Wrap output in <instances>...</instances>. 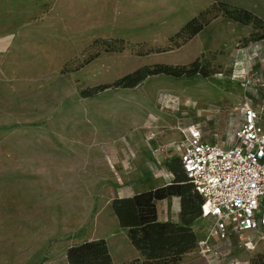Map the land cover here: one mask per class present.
<instances>
[{
    "label": "rangeland",
    "instance_id": "obj_1",
    "mask_svg": "<svg viewBox=\"0 0 264 264\" xmlns=\"http://www.w3.org/2000/svg\"><path fill=\"white\" fill-rule=\"evenodd\" d=\"M240 9L259 19L242 21ZM73 11L55 13L52 0L0 7V35L24 29L0 54V264H69L64 241L103 234L97 215L104 207L111 227L117 195L173 182L181 191L182 129L228 146L245 102L264 124V0H208L192 16ZM158 65L174 71L118 83ZM186 220L204 233L198 206ZM213 243L211 264H264V242ZM196 248L190 264H209Z\"/></svg>",
    "mask_w": 264,
    "mask_h": 264
},
{
    "label": "built area",
    "instance_id": "obj_2",
    "mask_svg": "<svg viewBox=\"0 0 264 264\" xmlns=\"http://www.w3.org/2000/svg\"><path fill=\"white\" fill-rule=\"evenodd\" d=\"M239 113L232 144L207 140L193 124L182 129L178 147L182 170L203 199L199 219L208 232L196 249L209 264L219 253L213 239L234 235L247 251L264 242V124L249 102Z\"/></svg>",
    "mask_w": 264,
    "mask_h": 264
},
{
    "label": "trees",
    "instance_id": "obj_3",
    "mask_svg": "<svg viewBox=\"0 0 264 264\" xmlns=\"http://www.w3.org/2000/svg\"><path fill=\"white\" fill-rule=\"evenodd\" d=\"M238 10V9H237ZM243 13L242 21L247 22L254 16L248 9H240ZM195 19L189 21L184 29L194 26ZM201 29L193 28L194 34ZM198 68V60L192 64ZM172 67L158 65L155 69L143 67L133 74L121 78L118 83L132 86L143 80L150 74L162 72L171 73ZM188 178L182 173L176 178V183L182 185L181 191L174 192L169 186L157 187L138 192L128 197H117L113 200V210L117 215L122 227L128 228L129 237L134 246L141 250L145 259H137L127 264H179L183 255L197 246V234L192 230L190 221L186 216L190 212L197 211L198 218L201 214L202 197L194 190L190 182L186 185ZM197 195H187L191 189ZM170 195H179L182 200V222L162 221L158 217L157 201ZM198 201V203H197ZM69 264H114L107 241L105 239L85 240L70 247L67 251Z\"/></svg>",
    "mask_w": 264,
    "mask_h": 264
},
{
    "label": "crops",
    "instance_id": "obj_4",
    "mask_svg": "<svg viewBox=\"0 0 264 264\" xmlns=\"http://www.w3.org/2000/svg\"><path fill=\"white\" fill-rule=\"evenodd\" d=\"M14 1L15 0H0V7L3 6L12 7ZM1 2H4V4H2ZM52 2L55 13H59L61 7L66 4L72 7L73 9H75L73 13H76L77 9H80L81 12H84L85 9H88L89 15L95 16L101 14L105 16V14L106 15L111 14L112 16H117L121 18V17H126L127 14L126 12L123 11V9L128 7H135L140 9L145 8V9L163 10V14L165 15L168 14L171 16L172 15L192 16L197 14L204 7H206L208 0H52ZM46 18H49L48 14ZM22 32H24V29H19L16 31L8 30L6 33L0 35V54H6L9 53V51L13 50L16 46V41L21 36ZM200 35H203V33H200ZM182 138H184L183 133H182ZM178 158L180 161L179 155ZM145 190H149V189H144V191ZM134 194H136V192L117 195V197H128ZM108 210H109L108 212L112 214V220L114 224L111 227L105 224L104 217L106 210L104 207L100 208L96 220H97V227H99L103 231V234H98L97 237L86 240H94V239H102V238L105 239L107 241L109 251L111 253L114 264H127L137 259L143 261L145 259V256L143 255L142 251L137 249L132 243L129 237L128 228L121 226L120 221L113 210V207L112 208L108 207ZM157 211H158V217L162 221L182 222L183 219H182L181 196L170 195L166 198L159 199L157 201ZM207 232L208 231L205 228L203 234L199 235L196 233L197 239L200 240L205 238ZM71 240H72L71 236H69L68 240L64 241L65 242L64 246H66V248H70L83 241V240H78V241H71ZM194 252L198 253L197 249ZM190 254L191 253H185L179 264H190L192 260ZM199 256L201 255L199 254ZM46 260L47 258L44 259V261Z\"/></svg>",
    "mask_w": 264,
    "mask_h": 264
}]
</instances>
